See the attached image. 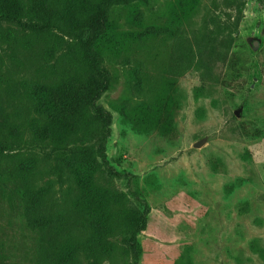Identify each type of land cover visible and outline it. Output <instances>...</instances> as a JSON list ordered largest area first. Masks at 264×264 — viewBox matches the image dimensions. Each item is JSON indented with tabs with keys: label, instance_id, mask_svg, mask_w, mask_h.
Masks as SVG:
<instances>
[{
	"label": "rangeland",
	"instance_id": "obj_1",
	"mask_svg": "<svg viewBox=\"0 0 264 264\" xmlns=\"http://www.w3.org/2000/svg\"><path fill=\"white\" fill-rule=\"evenodd\" d=\"M177 1L146 0L110 13L117 30L152 35L133 47L131 65L107 63L111 81L98 106L113 121L97 181L125 193L135 182L148 190L150 226L140 236L139 264H264V138L240 132L255 121L249 109L263 105L254 95L264 91L256 59L264 48V0H200L191 21L175 26ZM135 61L154 92L189 66L176 78L171 139L135 133L115 109L138 99L129 88ZM23 154L37 160L40 185L59 186L58 160L67 152L31 146ZM37 255L21 194L11 183L0 186V263L35 264Z\"/></svg>",
	"mask_w": 264,
	"mask_h": 264
},
{
	"label": "trees",
	"instance_id": "obj_2",
	"mask_svg": "<svg viewBox=\"0 0 264 264\" xmlns=\"http://www.w3.org/2000/svg\"><path fill=\"white\" fill-rule=\"evenodd\" d=\"M145 1L0 0V186L11 183L22 196L26 225L38 235L35 264L140 263L149 192L137 182L126 193L98 183L113 121L98 102L109 90L107 63L131 65L133 47L152 35L117 30L110 13ZM199 2L178 0L175 26L189 23ZM256 59L264 67V48ZM134 63L129 88L138 99L115 109L135 133L158 131L171 139L179 108L176 78L189 66L182 64L154 92L142 65ZM254 98L263 103L248 111L255 121L240 125L248 139L264 138V91ZM92 143L99 149L88 148ZM31 146L67 152L58 160V187L39 184L37 160L23 154Z\"/></svg>",
	"mask_w": 264,
	"mask_h": 264
},
{
	"label": "water",
	"instance_id": "obj_3",
	"mask_svg": "<svg viewBox=\"0 0 264 264\" xmlns=\"http://www.w3.org/2000/svg\"><path fill=\"white\" fill-rule=\"evenodd\" d=\"M202 144H203V141H200V142L196 143L194 147L199 148L202 146Z\"/></svg>",
	"mask_w": 264,
	"mask_h": 264
}]
</instances>
